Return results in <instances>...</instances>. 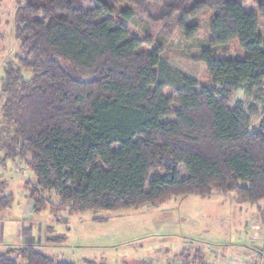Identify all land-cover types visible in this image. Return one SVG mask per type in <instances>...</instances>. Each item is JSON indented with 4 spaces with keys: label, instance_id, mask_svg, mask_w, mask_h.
Wrapping results in <instances>:
<instances>
[{
    "label": "trees",
    "instance_id": "trees-1",
    "mask_svg": "<svg viewBox=\"0 0 264 264\" xmlns=\"http://www.w3.org/2000/svg\"><path fill=\"white\" fill-rule=\"evenodd\" d=\"M17 1L15 36L23 55L0 79V164L17 160L31 172L27 197L34 213L131 210L168 196L209 197L212 189L235 192L252 205L264 201V109L251 131L250 115L229 107L241 87L264 101V0H257L258 13L246 12L245 0ZM205 12L213 14L211 39L198 60L216 86L199 92L161 49L142 52L146 41L123 23L134 17L170 22L180 14L192 39L199 27L188 22ZM235 40L245 57L218 58ZM75 71L91 78L80 80ZM13 202L0 181V210ZM10 250L0 254V264H18ZM181 255L186 264H208ZM17 258L73 264L33 245L18 249Z\"/></svg>",
    "mask_w": 264,
    "mask_h": 264
},
{
    "label": "rangeland",
    "instance_id": "rangeland-1",
    "mask_svg": "<svg viewBox=\"0 0 264 264\" xmlns=\"http://www.w3.org/2000/svg\"><path fill=\"white\" fill-rule=\"evenodd\" d=\"M19 5L17 0H0V79L4 76L5 67L17 64L23 55L15 36ZM243 7L248 13H258L257 0H245ZM180 19V14L170 22L134 17L123 23L132 36L146 41L142 52L161 49V57L172 69L197 82L198 92L202 88L215 87L205 65L198 60L202 51L209 48L213 14L205 12L188 22L189 26L199 27L192 39L183 32ZM259 29L264 37V19H260ZM245 55L237 40L217 51V57L221 59H242ZM62 65L69 67L66 62ZM23 75L26 80L31 77L29 71H23ZM74 76L80 80L91 78L77 71ZM166 94L170 95L171 91L167 90ZM3 104L4 100L0 102V124ZM237 106L250 115L249 129H258L264 101L241 87L232 94L229 102L230 108ZM173 108L176 109V105ZM173 119L171 116L166 120ZM179 171L182 179L188 178L183 166ZM34 179L22 162L6 160L0 164V181L9 183L15 197L13 206L0 212V254L13 249L9 258L18 264H27L17 255L18 249L28 243L24 229L33 223L36 227L33 244L30 245L52 259L74 264H84L85 260L99 262L94 264H101V261L107 264H166L171 259H179L180 254L188 261L196 257L203 263L219 264L222 257L256 256L264 250V201L252 205L235 192L222 193L212 189L209 197L168 196L157 206L144 205L131 210L86 212L74 216L63 210L51 212L47 207L25 220L23 206L28 196V184ZM42 196L53 204L58 203L53 194L44 192ZM249 226H252L251 232ZM60 236L64 239L61 240ZM51 237L56 238L49 242ZM251 237L255 239L251 240ZM140 260L146 262L141 263Z\"/></svg>",
    "mask_w": 264,
    "mask_h": 264
},
{
    "label": "crops",
    "instance_id": "crops-1",
    "mask_svg": "<svg viewBox=\"0 0 264 264\" xmlns=\"http://www.w3.org/2000/svg\"><path fill=\"white\" fill-rule=\"evenodd\" d=\"M6 184H7V186H8V192L9 193H12L11 192V190L9 189V183L8 182H6V181H4ZM13 194V193H12ZM26 198V200H25V203H24V206H23V216H24V219L25 220H29L30 219V216L29 215H31L32 213H34V211H33V203H32V201L26 196L25 197ZM14 202H15V197H14ZM14 202H13V204H14ZM13 204L10 206V207H8V208H6V209H4V210H7V209H10L12 206H13ZM4 210H0V212L1 211H4ZM75 215V214H74ZM74 215H72V216H74ZM22 216V217H23ZM69 216H71V215H69ZM28 223V222H27ZM36 224L35 223H33V224H31L29 227H27V228H25L24 229V236H25V238H26V240H27V242L28 243H25L23 246H27V245H30V244H33V240H34V228L36 227L35 226ZM35 226V227H34ZM20 235H21V232H20ZM251 240H252V237L250 238ZM31 242V243H30ZM225 248V247H224ZM226 249V248H225ZM225 249H223L224 251H226ZM224 251H222V252H224ZM219 254V253H218ZM141 261V260H140ZM146 261H141V263H145ZM89 263H99V262H96V261H89V260H85L84 261V264H89ZM149 263V262H148ZM147 263V264H148ZM74 264V263H73ZM101 264H107V263H105V262H103V261H101ZM208 264H210V263H208Z\"/></svg>",
    "mask_w": 264,
    "mask_h": 264
},
{
    "label": "built area",
    "instance_id": "built-area-1",
    "mask_svg": "<svg viewBox=\"0 0 264 264\" xmlns=\"http://www.w3.org/2000/svg\"><path fill=\"white\" fill-rule=\"evenodd\" d=\"M249 231H252V226L248 227ZM255 238L252 237V240ZM264 247V246H263ZM258 253L256 256H231L229 258L222 257L219 259V264H264V250ZM218 262L214 263L217 264ZM166 264H186L185 260L171 259Z\"/></svg>",
    "mask_w": 264,
    "mask_h": 264
}]
</instances>
